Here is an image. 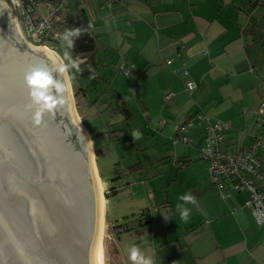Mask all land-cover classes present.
Wrapping results in <instances>:
<instances>
[{
	"label": "crops",
	"instance_id": "1",
	"mask_svg": "<svg viewBox=\"0 0 264 264\" xmlns=\"http://www.w3.org/2000/svg\"><path fill=\"white\" fill-rule=\"evenodd\" d=\"M100 1H75L81 18L72 20L70 7L62 11L64 25L79 26L72 55L86 53L78 57L81 71L77 74L87 72L105 83L111 74L123 78L124 83L119 80L114 88H104L115 97L122 94L116 93L119 88L124 89L126 105L133 114L142 113L132 116L135 139L158 150L129 172L146 171L149 176L144 181L139 176L124 180L110 174L108 195L117 197L124 188L137 191L142 185L146 197L154 198L145 219L157 235L161 264H264V224L257 225L244 206L247 192L231 190L223 199L210 184L208 163L200 156V127L189 130L191 143H171L173 125L197 113L228 124L223 150L247 148L264 132L255 128L253 113L261 100L259 81L264 77V0H116L110 5ZM121 62L127 64L128 76L118 71ZM187 79L196 83L191 95L185 91ZM78 81V95L96 110L102 98L89 101L90 88ZM167 92L173 95L166 100ZM101 116L95 113L93 118ZM155 119L168 124L156 129ZM173 152L174 167L169 168L165 159ZM178 159L184 167L175 164ZM99 175L105 190L100 171ZM185 196L195 197L196 203L182 199ZM181 209H191L187 220L181 219Z\"/></svg>",
	"mask_w": 264,
	"mask_h": 264
},
{
	"label": "water",
	"instance_id": "2",
	"mask_svg": "<svg viewBox=\"0 0 264 264\" xmlns=\"http://www.w3.org/2000/svg\"><path fill=\"white\" fill-rule=\"evenodd\" d=\"M42 60L63 80L25 39L8 0H0V264H98L99 210L74 95L44 115L46 127L26 111L23 72L33 63L43 67Z\"/></svg>",
	"mask_w": 264,
	"mask_h": 264
},
{
	"label": "rangeland",
	"instance_id": "3",
	"mask_svg": "<svg viewBox=\"0 0 264 264\" xmlns=\"http://www.w3.org/2000/svg\"><path fill=\"white\" fill-rule=\"evenodd\" d=\"M67 7L71 8L72 13L70 18L72 20L75 18H81L79 16L80 8H77L74 2H68ZM70 28L72 29V25ZM75 28L79 29V26L76 25ZM44 43L49 48L55 50L61 58L63 57L65 48L62 47L61 44L52 42ZM74 45H76L75 40ZM72 49H75V46ZM72 49H69L71 53ZM85 54V52L81 54L76 53L73 58L76 59L79 56H85ZM86 56L90 57V54H87ZM70 75L74 77L71 84L73 83L72 87H74V90L73 88L72 90L77 113L79 114L83 125H85L92 135L94 151L95 148L97 149L96 162L98 169L103 176L105 196L109 194L107 182L111 175H120V178L124 180L126 178H131V175L135 178L139 176L144 181V179L149 176L146 171H136L134 173L137 175H134V173H129V167H133V164L137 163L139 160L147 162L146 157L153 156L158 150H152L147 141L135 139V131L132 130L134 126H130V124L134 123L132 121V116L138 118L142 113L136 109L138 112L133 114V111L126 105L124 89L122 87L119 88L116 93L121 91L122 94L115 97L112 91L107 92V88H104L106 85L114 88L119 80L124 83V79L121 77L114 78L115 76L111 74V78H107L108 82L105 83L95 80L90 76L91 74H88L87 72L81 73L79 76L74 70L71 71ZM78 80H80L82 85L90 88L88 96L91 99H89V101H94L98 96L102 98L97 103L96 110L86 106L82 97L76 94V91H78ZM93 88H97L99 93H95ZM89 108L91 110H89ZM95 113L101 114L102 116L100 118H93ZM116 117H118L117 120H115ZM148 131L151 134L154 132V129H148ZM114 134H118V137L111 138L110 135ZM181 145L182 144H179V146ZM102 148L104 149V152L99 151V149ZM142 149L144 150L142 151ZM144 151L146 152L144 153ZM173 156L174 152L165 159H169V168L170 166L174 167L172 164ZM162 161L164 160H161V162ZM137 172H139V174ZM145 182L147 184L145 188L148 190L147 180H145ZM153 184L157 186L159 182L156 181ZM130 191L131 194L128 193ZM137 191L133 189L126 190L124 188L123 192L119 193L117 197H114L113 194H111L106 198L105 233L103 239L104 264H132L129 259V249L133 245L139 247L146 255L153 256L154 264H161L157 246V235L152 232L153 228H150L147 225L145 219V214L148 210L152 211V204L150 205V202L153 201L154 198L150 201V199L146 197V194L143 193L142 185L137 186ZM159 194H161V192L157 193L155 199H158ZM118 219L119 221L115 223V220ZM154 237L156 240L153 239Z\"/></svg>",
	"mask_w": 264,
	"mask_h": 264
},
{
	"label": "built area",
	"instance_id": "4",
	"mask_svg": "<svg viewBox=\"0 0 264 264\" xmlns=\"http://www.w3.org/2000/svg\"><path fill=\"white\" fill-rule=\"evenodd\" d=\"M70 1L77 0H19L18 5L13 3L15 15L25 39L35 45H44V42L61 44L57 34H62L68 29L61 18L63 9ZM115 1L102 0L105 5L113 4ZM117 68L121 74L128 76L129 70L125 62H121ZM184 74L187 75V72ZM184 86L187 94L191 95L196 88V83L187 79ZM172 95L173 92H167L164 99H169ZM253 113L257 116L255 128L264 129V102L257 105ZM166 123L164 119L158 120L155 128H161ZM194 127H200L202 131L200 156L208 163L210 184L223 199L230 196L231 190L247 192L244 206L255 223L259 226L263 225L264 132L256 135L247 148L226 152L222 149V131L228 128V124L220 119L210 121L206 114L197 113L180 124L173 125L171 135L173 143H191L188 132ZM257 150H261L263 154L257 155ZM175 164L181 168L185 165L180 159L176 160Z\"/></svg>",
	"mask_w": 264,
	"mask_h": 264
},
{
	"label": "clouds",
	"instance_id": "5",
	"mask_svg": "<svg viewBox=\"0 0 264 264\" xmlns=\"http://www.w3.org/2000/svg\"><path fill=\"white\" fill-rule=\"evenodd\" d=\"M14 4H19V0H13ZM80 31L78 28L66 29L62 34L58 33L57 38L61 41V46L65 48L62 58L51 59L55 70L63 77V80L54 79L51 71L47 67L45 60L43 67L36 64H30L23 72V80L29 89L30 103L26 105V111L31 113L32 122L35 126L46 127L43 122L45 114H55L59 108H64L68 104V98L73 95L70 91L71 81L74 79L70 75L74 69L80 72L79 58L74 59L68 49L74 45V37H78ZM60 56V55H59ZM50 87L55 88V93L50 94ZM182 199L195 204L196 199L193 196H185ZM180 206L177 205V208ZM191 209H181L180 217L187 220ZM129 259L132 264H154L153 256L146 255L145 252L135 245L129 249Z\"/></svg>",
	"mask_w": 264,
	"mask_h": 264
},
{
	"label": "bare ground",
	"instance_id": "6",
	"mask_svg": "<svg viewBox=\"0 0 264 264\" xmlns=\"http://www.w3.org/2000/svg\"><path fill=\"white\" fill-rule=\"evenodd\" d=\"M8 3H9L10 8L14 11L13 1L8 0ZM32 47L36 52L41 53L48 58L56 59L57 57H60L59 54L55 50L49 48L46 45L32 44ZM51 59H50V61H51ZM263 87H264V77H262L259 81V92L261 94V100H260L258 105H260L264 102ZM245 112L246 111L243 109L242 113H245ZM188 117H190V116H188ZM188 117H186V118H188ZM207 117L210 121H214V120L218 119V118H210L209 116H207ZM74 119H75V122H76L77 126L79 127V129L84 133L85 138H86V142H87V146L89 147V150H90L93 184H94L93 186H94L98 210H99V238H100V242H99L98 264H104L103 239H104V233H105V190H104L103 183H102V180L100 178L99 171L97 168L96 155H95L94 148L92 145L91 137H90L87 129L84 127L78 113L74 115ZM224 133H225V130L222 131L223 140H224ZM201 134H202V131H201ZM225 151L231 152V151H227V150H225Z\"/></svg>",
	"mask_w": 264,
	"mask_h": 264
},
{
	"label": "trees",
	"instance_id": "7",
	"mask_svg": "<svg viewBox=\"0 0 264 264\" xmlns=\"http://www.w3.org/2000/svg\"><path fill=\"white\" fill-rule=\"evenodd\" d=\"M251 3H255V0H251ZM65 27L66 28H68V29H71L70 28V26L68 25V26H66L65 25ZM44 45H45V43H43ZM75 92V91H74ZM79 92L78 91H76V94H78ZM158 120H161V119H155L154 121H153V125H154V127H156V123H157V121ZM165 120V119H164ZM168 124V122L166 123V125ZM165 126V125H164ZM84 127H85V125H84ZM86 128V127H85ZM87 129V128H86ZM88 130V129H87ZM96 157H97V153H96ZM134 166L133 167H129V170H132L133 168H135L137 165H139V163H135V164H133ZM101 177V176H100Z\"/></svg>",
	"mask_w": 264,
	"mask_h": 264
},
{
	"label": "flooded vegetation",
	"instance_id": "8",
	"mask_svg": "<svg viewBox=\"0 0 264 264\" xmlns=\"http://www.w3.org/2000/svg\"><path fill=\"white\" fill-rule=\"evenodd\" d=\"M71 85H73V83H72ZM72 88H73V90H74V87H72ZM73 90H72V91H73ZM100 178H101V177H100ZM111 226H112V224H111ZM113 227H114V226H113ZM116 233H117V231H116Z\"/></svg>",
	"mask_w": 264,
	"mask_h": 264
}]
</instances>
